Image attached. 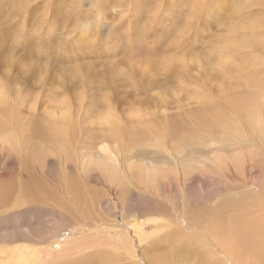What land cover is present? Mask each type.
Here are the masks:
<instances>
[{"label": "rangeland", "instance_id": "obj_1", "mask_svg": "<svg viewBox=\"0 0 264 264\" xmlns=\"http://www.w3.org/2000/svg\"><path fill=\"white\" fill-rule=\"evenodd\" d=\"M262 44L264 0H0V137L15 141L6 129H21L28 163L21 165L40 168L46 180L40 204L0 216V252L18 259L28 247L40 246L42 256L53 247L59 256L46 264H132L107 263L115 249L106 232L114 230L104 225L134 222L153 233L150 260L138 251L135 264H202L209 249L232 264H264L242 244L216 241L228 223L231 237L222 243L254 233L264 242V132L256 124L264 107ZM39 124L63 128L65 137H37ZM3 149L6 185L20 159ZM109 156L119 170L105 171ZM123 170L128 178L120 183ZM14 185L11 204L19 195ZM175 216L189 221L178 234L171 232ZM232 216L246 219L243 230ZM197 221L216 236L211 244L191 231ZM56 239L71 252L58 251ZM173 249L178 255L169 257Z\"/></svg>", "mask_w": 264, "mask_h": 264}, {"label": "bare ground", "instance_id": "obj_2", "mask_svg": "<svg viewBox=\"0 0 264 264\" xmlns=\"http://www.w3.org/2000/svg\"><path fill=\"white\" fill-rule=\"evenodd\" d=\"M100 3V2H99ZM104 5V4H103ZM103 7V6H102ZM82 27V26H81ZM86 32V31H85ZM262 46L264 47V44H262ZM262 50H264V48H262ZM255 81V80H254ZM258 83V81L255 83V85ZM5 87V86H4ZM2 90V89H1ZM7 91V90H6ZM0 92H2V91H0ZM4 94V93H3ZM6 100V99H5ZM239 100V99H238ZM238 100L236 101V102H233L236 106H238ZM2 101V100H1ZM4 101V100H3ZM4 103V102H3ZM14 105V104H13ZM12 105V106H13ZM0 106H1V104H0ZM3 106H4V104H3ZM6 106V105H5ZM10 106V105H9ZM217 106H220V108H218V112L216 113V119H222V117H223V115H222V112H223V108H222V110H221V105H217ZM11 107V106H10ZM8 108V107H7ZM15 108V107H14ZM225 109V108H224ZM6 110H10V109H6ZM225 111V110H224ZM15 114V113H14ZM20 114V113H19ZM221 115H222V117H221ZM4 116V115H3ZM12 117H14V116H12ZM7 119V118H6ZM252 119V118H251ZM34 120V119H33ZM32 120V121H33ZM55 120V119H54ZM58 120H60V119H58ZM58 120L56 121V122H58ZM11 121V120H10ZM32 121L30 122V123H32ZM68 121V120H67ZM8 122V121H7ZM34 122H36V120L35 121H33V123ZM55 122V123H56ZM234 122V121H233ZM13 123V122H12ZM59 123V122H58ZM62 123V122H61ZM65 123V122H64ZM240 123V122H239ZM243 123V122H242ZM246 123V122H245ZM244 123V124H245ZM4 124V123H3ZM57 124V123H56ZM201 124V123H200ZM229 124V123H228ZM228 124H226V125H228ZM255 124V123H254ZM256 124H257V126L260 128H258L259 130H261L262 129V131L264 132V107H263V110H261V111H259V118L258 119H256ZM5 125V124H4ZM29 125V123L27 124V126ZM31 125H33V124H31ZM35 125V124H34ZM33 125V126H34ZM15 126V125H14ZM32 126V127H33ZM58 126H59V124H58ZM229 126V125H228ZM227 126V127H228ZM246 126V125H245ZM6 127V126H5ZM10 127V126H9ZM64 127V126H63ZM30 128V127H29ZM24 129V128H23ZM228 129V128H227ZM237 129V128H236ZM8 132H10L11 133V135H12V132H14L13 134L16 136L15 137V141H14V139L12 138H7V137H5V138H3L5 135H3V137H0V153H2L3 152V146H5V149H6V147L8 146L9 147V149L10 150H12V151H14L17 155H18V158H16V160L17 159H20V161H19V166L17 165V170H16V176L15 177H10L9 175V177H10V183H6V185H2V184H0V216H6V215H9V213H14V210H12L13 208L14 209H17L18 207L20 208V206H23L24 207V205L25 204H34V203H38V201L40 200L39 199V196L40 195H38V188L40 189V187L42 186V187H44L45 186V181H41V177H42V174L41 173H43V172H41L42 170L40 169V168H36V166H35V168L36 169H34V168H30V166H29V169H28V171H26L27 172V174H26V176H25V174H23V172L24 173H26L25 172V170H24V168L25 167H23V165H24V163L23 162H26L27 163V160L26 161H23V159L25 158L24 157V155H23V157L20 155V153H21V145L23 144L22 143V140H21V138H23V137H21L20 136V134H19V132H20V130L21 129H18V128H15V127H10L9 129L7 128L6 129ZM30 130V129H29ZM28 130V131H29ZM32 130H33V128H32ZM32 130H30L31 132H32ZM223 130V129H222ZM231 130V129H230ZM235 130V129H234ZM25 131V130H24ZM219 131H221V130H219ZM227 131V130H226ZM3 132V131H2ZM7 132V133H8ZM27 132V131H26ZM26 132H24V134L26 133ZM31 132H29L30 133V136H32V134H31ZM33 132L35 133L36 132V135H37V137H40L39 136V134L41 135V136H46V135H48V136H51L52 138H54V139H56V141L55 142H57V141H60L59 139H61V137H63V135H64V130H63V128H62V130L60 129V128H58V127H56V126H49V125H41V124H39V125H37V126H35V128H34V130H33ZM66 132V131H65ZM225 132V131H224ZM4 133H6V132H4ZM6 133V134H7ZM28 133V132H27ZM34 133H33V135H34ZM38 133V134H37ZM1 131H0V136H1ZM22 134V133H21ZM24 134L22 135V136H24ZM220 134V133H219ZM228 134H230V136H231V138L232 137H234L235 139H237V140H240V141H243V140H241L240 138H238L239 136H235L234 134H232V133H228ZM236 134V133H235ZM29 134H26V136H28ZM35 135V136H36ZM65 135H67V134H65ZM237 135V134H236ZM8 137H10V135H8ZM65 137V136H64ZM63 137V138H64ZM32 138H33V136H32ZM43 138V137H42ZM41 138V139H42ZM57 138H58V140H57ZM215 139H218L217 137H214ZM228 138V137H227ZM24 139V138H23ZM30 139V138H29ZM34 139V138H33ZM45 139V138H44ZM17 140H18V142H17ZM28 140V139H27ZM40 140V139H39ZM39 140H37V141H39ZM47 140V139H46ZM50 140V139H49ZM62 140V139H61ZM65 140V139H64ZM25 141V140H24ZM30 141V140H29ZM34 141V140H33ZM42 142H44L43 140H41ZM66 141V140H65ZM217 141V140H216ZM218 141H220V142H222L220 139H218ZM27 142V141H26ZM31 143H32V140L30 141ZM36 142V141H35ZM35 142H33V143H35ZM225 142V141H224ZM22 143V144H21ZM32 143V144H33ZM63 143H66V142H64L63 141ZM25 144V143H24ZM28 144V143H27ZM40 144L41 143H39V146H40ZM47 144H49V143H47ZM56 144V143H55ZM61 144H62V142H61ZM225 144H227V143H225ZM15 145H18V146H15ZM34 145V144H33ZM36 145H38L37 143H36ZM46 145V144H45ZM15 146V147H14ZM28 146V145H27ZM31 146V145H30ZM42 146V145H41ZM49 146V145H48ZM24 147V146H23ZM31 147H33V146H31ZM30 147V148H31ZM44 147V146H43ZM43 147H42V149H43ZM60 147V146H59ZM66 147V146H65ZM69 147V146H68ZM67 147V148H68ZM158 147V146H157ZM156 147V148H157ZM27 148V147H26ZM33 148H35V147H33ZM39 148V147H38ZM37 148V149H38ZM58 148V147H57ZM107 148V147H106ZM23 149H25V147L23 148ZM41 149V148H40ZM39 149V150H40ZM55 149V148H54ZM62 149H63V146H62ZM141 149V148H140ZM33 150V149H32ZM47 150V149H46ZM52 151H53V149H51ZM57 151H58V149H56ZM66 150V149H65ZM26 150H24V152H25ZM52 151H50V152H52ZM56 151V152H57ZM63 151V150H62ZM75 151V150H74ZM163 151V150H162ZM161 151V152H162ZM10 152V151H9ZM14 152L12 153V156H14L13 154H14ZM31 152V151H30ZM35 152V151H34ZM41 152H43V154H44V149H43V151H41ZM40 152V153H41ZM59 152V151H58ZM63 152H65V151H63ZM76 152V151H75ZM108 152V151H107ZM165 152V151H164ZM183 152H184V150H183ZM6 153H8V152H6ZM5 153V154H6ZM37 153V152H36ZM40 153H37V154H40ZM46 153V152H45ZM48 153V152H47ZM61 154H62V152H60ZM173 153V152H172ZM9 154V153H8ZM25 154V153H24ZM27 154H29V155H31V153H27ZM43 154H42V157H46V156H43ZM56 154V153H55ZM60 154V155H61ZM161 154V153H160ZM165 154V153H164ZM45 155H47V154H45ZM161 155H163V152H162V154ZM166 155V154H165ZM176 155H177V153H176ZM10 156V155H9ZM8 156V158H10ZM16 156V155H15ZM33 156H35V155H33ZM62 156H64V155H62ZM77 156V155H76ZM169 156V155H168ZM168 156H167V158H168ZM32 157V156H31ZM39 156H37V158H38ZM40 157H41V155H40ZM42 157H41V161H42ZM47 159H49V155H47ZM80 157V156H79ZM177 157V156H176ZM176 157L174 156L173 158L174 159H176ZM8 158H7V160H8ZM12 158V157H11ZM29 158V157H28ZM37 158H35L36 160H37ZM92 158V157H91ZM90 158V159H91ZM164 158V157H163ZM166 158V157H165ZM169 158H170V156H169ZM25 159H27V156H26V158ZM31 159V158H30ZM46 159V158H45ZM80 159V158H79ZM32 160V159H31ZM35 160V161H36ZM167 160H169V159H167ZM171 160V159H170ZM9 161V160H8ZM13 161V160H12ZM11 161V162H12ZM21 161H22V163H23V165H21ZM63 161V160H62ZM82 161V160H81ZM166 161V160H165ZM178 161H180V160H178ZM183 161V160H182ZM15 162H18V161H15ZM14 162V163H15ZM37 162H38V160H37ZM80 162V161H79ZM79 162H78V164H79ZM151 162V161H150ZM170 162V161H169ZM175 163H177V168L179 169V164H180V162H177V159H176V161H174ZM6 163V162H5ZM8 163V162H7ZM29 163H31V162H29ZM34 163V162H33ZM32 163V164H33ZM39 163H41V162H39ZM43 164H45V162H42ZM84 163V161H82V164ZM163 163H164V161H163ZM17 164V163H16ZM28 164V163H27ZM63 164V166H66V165H64L65 163H62ZM77 164V165H78ZM155 164V163H154ZM169 164V163H168ZM183 164V163H182ZM9 165V164H8ZM36 165V164H35ZM40 165V164H39ZM46 165V164H45ZM68 165V164H67ZM118 165V163H115V161H114V159L111 157V156H109V158L104 162V168H105V171H110L111 170V167L115 170V171H117V170H119V167L117 166ZM156 165V164H155ZM3 166V165H2ZM6 166V165H5ZM34 166V165H33ZM44 166V165H43ZM42 166V167H43ZM80 166V165H79ZM172 166V165H171ZM173 166H175V165H173ZM179 166V167H178ZM183 166V165H182ZM1 167V166H0ZM27 167V166H26ZM32 167V166H31ZM46 167H47V165H46ZM81 167V166H80ZM98 167V166H97ZM140 167L142 168V169H144L143 168V165L141 166L140 165ZM155 167V166H154ZM157 167V166H156ZM7 168V167H6ZM64 168V167H63ZM78 168V167H77ZM139 168V167H138ZM137 168V169H138ZM140 168V169H141ZM181 168V167H180ZM27 169V168H26ZM47 169V168H46ZM79 169V168H78ZM164 169H165V167H164ZM10 170H12V168L10 169ZM48 170V169H47ZM139 170V169H138ZM245 171H246V169H245ZM9 172V171H8ZM7 172V173H8ZM2 173V172H1ZM65 173V172H64ZM106 173V172H105ZM121 173V172H120ZM129 173V172H128ZM44 174V173H43ZM62 174V173H61ZM85 174V173H84ZM86 174H88V172L86 173ZM171 174V173H170ZM2 175H5L4 173L2 174ZM2 175H0V176H2ZM48 175V174H47ZM57 175H59V174H57ZM108 175H110L111 176V172H108ZM162 175V174H161ZM160 175V176H161ZM178 175V174H177ZM44 176V175H43ZM49 176H50V174H49ZM48 176V179L50 178ZM120 176V177H119ZM62 177V176H61ZM123 177H126V178H128V175H127V172H124V170H123V173H121V174H119V175H117V178H118V180L120 181V183H122V181L123 182H125V180H122V178ZM165 177V176H164ZM4 178H5V176H4ZM11 178H12V180H11ZM43 178V177H42ZM52 178V177H51ZM125 178V179H126ZM135 178V177H134ZM133 178V179H134ZM246 178V177H245ZM45 178H43V180H44ZM47 179V180H48ZM55 179V178H54ZM54 179H53V181H54ZM159 179H161V178H159ZM5 180H7V179H5ZM63 180H64V178H63ZM137 180V179H136ZM154 180V179H153ZM156 180H157V178H156ZM0 181H2V180H0ZM51 181V180H50ZM50 181H49V183H50ZM60 181V180H59ZM132 181V180H131ZM155 181V180H154ZM52 182V181H51ZM66 182V181H65ZM138 182V181H137ZM160 182H162V181H160ZM16 183V186H18L19 187V190H18V196H15L14 197V195H13V201H12V204L10 203L11 202V199H12V197H11V195L13 194V192H15L17 189H16V187H15V184ZM57 183H58V180H57ZM60 183V182H59ZM150 183V186L153 188V187H155L156 185H158L159 183H157L156 184V182H155V186L154 185H152L151 183H153L152 181L151 182H149ZM4 184V183H3ZM53 184V183H52ZM61 184V183H60ZM137 184H139V183H137ZM14 185V187H15V190H13V186ZM58 186V185H57ZM54 189H56V186L54 185ZM45 189V188H44ZM51 190H53V188L51 189ZM51 190H50V192H51ZM47 191H49V190H47ZM50 192H48V193H50ZM64 192V191H63ZM58 193V192H57ZM53 194V193H52ZM48 195V194H47ZM55 195V194H54ZM49 196V195H48ZM50 198H52L51 196H50ZM49 198V199H50ZM42 200V199H41ZM53 201H55L54 200V197H53V199H52ZM49 201V200H48ZM40 202L41 201H39V204H40ZM43 202H44V204H46L45 202H47V200H43ZM50 202V201H49ZM42 204V203H41ZM47 205V204H46ZM54 205V204H53ZM31 207H32V205H31ZM36 207H38L37 205H36ZM55 207V206H54ZM54 207L52 208L53 210H55L54 209ZM27 208V207H26ZM38 208H40V207H38ZM44 208V207H43ZM42 208V210L44 211V209ZM32 209V208H31ZM45 209H49V208H45ZM51 209V208H50ZM27 210V209H26ZM25 210V211H26ZM30 210V209H29ZM34 210V209H33ZM35 210H36V208H35ZM34 210V211H35ZM40 210V209H39ZM8 211H10V212H8ZM19 212V211H18ZM22 212H24V211H22ZM21 212V213H22ZM26 213V212H25ZM28 213V212H27ZM26 213V214H27ZM31 213H32V210H31ZM19 214V213H18ZM23 214V213H22ZM34 214V213H33ZM20 216H22L21 214H19ZM25 215V214H24ZM33 216V215H32ZM12 217V216H11ZM18 217V216H17ZM23 218H24V216H22ZM5 218V217H4ZM13 218H15V217H13ZM22 218V219H23ZM37 218H39V217H37ZM25 219V218H24ZM27 219V218H26ZM30 219V218H29ZM46 219V218H45ZM44 219V220H45ZM171 219L173 220V222H172V227H171V232L173 233V234H178L180 231H179V229L181 230V231H184V230H186V228L188 227V225H189V221H188V219L185 217V216H175L174 218H172L171 217ZM34 220V219H33ZM181 220H182V222H181ZM16 221H18L17 219H16ZM30 221V220H29ZM25 222V221H24ZM48 222V221H47ZM39 223V222H38ZM120 223V222H119ZM118 223V224H119ZM133 223L134 222H126V224L123 222V224L122 225H104V228H111L112 227V230H114L112 233H110L109 231H107L106 233H107V235H108V239H109V243L111 244H113V246L111 245V247H114V249H115V253H114V255L113 256H111V257H109V259H108V257H107V263L108 262H112L111 260L113 259V261L114 260H130V261H132V262H130V261H128V262H130V263H132V264H135V260H137L138 261V258H139V256H138V254H139V252H140V254L142 255V257H143V259L144 258H147L146 259V261L147 260H150V257H151V255H149L147 252H146V250H149V246H150V239H151V237L153 236V233H149L148 231L146 232V230L145 229H141L140 227H134L133 226ZM230 223H231V225L232 226H238L239 227V229L240 230H243L244 229V227L246 226V219H244V218H238V216H236V217H230ZM28 224V223H27ZM46 224V223H45ZM52 224V223H51ZM2 225V224H1ZM0 225V226H1ZM54 225V224H53ZM83 225V224H82ZM50 226V225H49ZM55 226V225H54ZM89 226V225H88ZM106 226V227H105ZM192 227H196V229H194V230H191V231H193V232H195V233H198V234H202V233H204L205 235H206V237H207V240H208V242L211 244V239L212 238H215L216 236H214L212 233H211V231H208V233H206V231H205V227H203L202 226V224L199 222V221H197V222H195V223H192V225H191ZM19 227V226H18ZM87 227V226H86ZM79 228V227H78ZM92 228H95V227H92ZM92 228H90V229H92ZM98 228V227H97ZM97 228H95V229H97ZM113 228H116V229H113ZM218 228V227H217ZM11 229V228H10ZM19 229V228H18ZM49 229V228H48ZM47 229V230H48ZM101 229V228H100ZM22 230V229H21ZM25 230V229H24ZM83 230V229H82ZM104 230V229H103ZM26 231V230H25ZM44 231V230H43ZM42 231V232H43ZM99 231H102V230H99ZM105 231H106V229H105ZM218 231H219V235H217V236H220V238H218L216 241L218 242V243H221L220 244V246L219 247H221V248H231V249H233V248H235V247H238L237 246V244H242L246 249H250V250H252V251H254V254H255V256H251V254H250V257H251V260L254 262V263H262V262H264V242L263 241H260L258 238H256V237H251V236H254V235H256L257 233H254V234H252V235H250L249 237H246V238H244V239H242L241 241L240 240H230V241H227V242H225V243H222L223 242V239L224 238H230L231 237V231H230V227H229V224L227 223V233H225L224 231H221V230H219V228H218ZM98 232V231H97ZM47 233V232H46ZM49 233H51V232H49ZM53 233V232H52ZM82 233H84V232H82ZM81 233V234H82ZM33 234V233H32ZM44 234H45V232H44ZM43 234V235H44ZM207 234H208V236H207ZM45 235H47V234H45ZM62 235V234H61ZM101 235V234H100ZM26 236V235H25ZM28 236V235H27ZM27 236H26V238H27ZM37 236V235H36ZM83 236V235H82ZM87 236V235H86ZM104 236H106V235H104ZM31 237V236H30ZM49 237V236H48ZM33 238V237H32ZM39 238V237H38ZM47 238V237H46ZM64 238V237H63ZM62 238V239H63ZM66 238H68V237H66ZM65 238V239H66ZM105 238V237H104ZM28 239V238H27ZM36 239V238H35ZM45 239V238H44ZM50 239V238H49ZM70 239V238H69ZM90 239V238H89ZM106 239V238H105ZM104 239V240H105ZM26 240V239H25ZM29 240V239H28ZM33 240V239H32ZM54 240V239H53ZM38 242H39V240H37ZM45 241H46V239H45ZM52 241V240H51ZM73 241V240H72ZM108 241V240H107ZM29 242V241H28ZM42 242V241H41ZM63 242H65V241H63ZM69 242H71V241H69ZM32 243H33V241H32ZM35 243V242H34ZM60 240H57L56 239V241H54L53 242V245H55L56 247H57V250L58 251H62L63 252V249H65L66 250V252L68 251L67 249L69 248V247H71V244L69 245V243L68 244H65L64 246L62 245H60ZM108 243V242H107ZM108 243V244H109ZM144 243V247L145 248H143V246H141V244H143ZM27 244V243H26ZM31 244V243H30ZM29 244V246H31ZM51 244V243H50ZM83 244V246L86 244H84V243H82ZM104 244H106L105 242H104ZM107 244V245H108ZM74 245H76V244H74ZM87 245V244H86ZM90 245V244H89ZM88 245V246H89ZM96 245V244H95ZM46 246H47V244H46ZM45 246V247H46ZM79 247V245H76V247ZM109 246V248H110V245H108ZM44 247V248H45ZM82 247V246H81ZM81 247H79V248H81ZM39 248H40V246L37 248V247H34V246H31V247H28V250H27V254H23V255H21V257H19L18 259H14L13 258V256H12V254H10L9 255V253H6L5 254V252L4 251H1L0 252V264H46V262L47 261H49V260H54V258L56 257H53V250H56V249H54L53 247L51 248V249H48L47 248V250L46 249H44L45 251V255L43 254V256L42 255H40V250H39ZM75 248V247H74ZM140 248H143V250H140ZM113 249V248H112ZM72 250H73V248H72ZM75 250V249H74ZM139 251V252H138ZM69 252H71V251H68V253ZM111 252H112V250H111ZM178 252L179 251H176L175 249H173V251H172V253L170 254V256L169 257H171V256H173V255H178ZM207 253L204 255V257H202L201 258V263L202 264H223L222 262H224L225 264L226 263H228V264H232V259L230 258V256L227 254L226 255V259H220V258H218L217 256H216V254H215V251H213L212 249H209V250H207L206 251ZM79 253V252H78ZM181 253V252H180ZM58 254V253H57ZM111 254V253H110ZM147 256V257H145V256ZM59 256V255H58ZM57 256V257H58ZM64 256V255H63ZM108 256H109V254H108ZM56 257V258H57ZM64 257H66V256H64ZM113 257V258H112ZM138 257V258H137ZM148 257H149V259H148ZM169 257H167V258H160V259H163V260H167V259H169ZM60 258H62L61 256H60ZM67 258V257H66ZM105 259V258H104ZM140 259V258H139ZM58 260V259H57ZM60 260V259H59ZM142 260V259H141ZM103 261V260H102ZM140 261V260H139ZM59 262V261H58ZM55 263V264H76V263H74V262H72V261H68V262H65L64 263V261H63V263L60 261L59 263ZM134 262V263H133ZM104 263V262H103ZM51 264V263H50ZM106 264V263H105ZM168 264H170V263H168ZM174 264H177V262H175Z\"/></svg>", "mask_w": 264, "mask_h": 264}]
</instances>
